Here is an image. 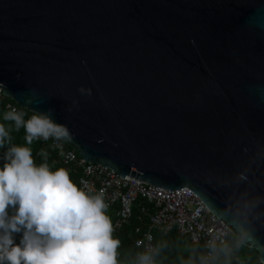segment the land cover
Returning a JSON list of instances; mask_svg holds the SVG:
<instances>
[{
	"label": "water",
	"instance_id": "95a60500",
	"mask_svg": "<svg viewBox=\"0 0 264 264\" xmlns=\"http://www.w3.org/2000/svg\"><path fill=\"white\" fill-rule=\"evenodd\" d=\"M0 89L86 163L189 189L264 264V0H0Z\"/></svg>",
	"mask_w": 264,
	"mask_h": 264
},
{
	"label": "clouds",
	"instance_id": "9594fccd",
	"mask_svg": "<svg viewBox=\"0 0 264 264\" xmlns=\"http://www.w3.org/2000/svg\"><path fill=\"white\" fill-rule=\"evenodd\" d=\"M79 91L91 95L90 89ZM8 107L3 119L14 122L16 131L25 129L28 145L37 138L73 140L70 129L53 119L52 109L34 112L25 120L23 112ZM10 143V130L0 123V148ZM3 160L0 264H118L121 242L113 236L102 194L79 189L64 168L52 171L47 163L37 166L29 147L13 144L6 148ZM15 234L20 235L19 243ZM138 259L139 264H155L151 253H141Z\"/></svg>",
	"mask_w": 264,
	"mask_h": 264
},
{
	"label": "built area",
	"instance_id": "2783aa9c",
	"mask_svg": "<svg viewBox=\"0 0 264 264\" xmlns=\"http://www.w3.org/2000/svg\"><path fill=\"white\" fill-rule=\"evenodd\" d=\"M0 89V97H4ZM9 106V105H8ZM57 149L62 164L73 166L81 171L80 189L89 195L102 194L107 209L119 205L114 232L129 223L132 210L139 198L152 205L148 213V229L136 230L140 237L136 246L143 253L156 254L154 231L165 234L176 231L181 237L189 239L193 244L203 245L206 255L205 264H211L215 250L226 246L234 232L215 217L202 201L189 189L167 191L144 185L131 177L121 179L113 171L101 166L86 163L73 149L60 140L49 138ZM236 264H248L233 255ZM139 264V260L138 263ZM255 264H261L255 263Z\"/></svg>",
	"mask_w": 264,
	"mask_h": 264
},
{
	"label": "trees",
	"instance_id": "16d2710c",
	"mask_svg": "<svg viewBox=\"0 0 264 264\" xmlns=\"http://www.w3.org/2000/svg\"><path fill=\"white\" fill-rule=\"evenodd\" d=\"M8 105L16 108L18 112H23L25 120L33 115L29 110L19 108L11 98L0 97V123L5 124L11 135V143L6 144L4 148H0V167L3 166V155L7 147L13 144L29 147L32 151L34 163L37 166L47 163L52 171L64 168L80 189L81 171L73 166L62 164L59 160L57 149L49 140L45 141L42 138H37L31 145H28L25 140V129L21 127L19 131H16L14 122L3 119L5 112L10 111ZM67 145L69 149H74L71 145ZM42 151L47 153L46 157L41 155ZM119 209V205L106 209V214L110 217L113 227ZM146 210L151 212L152 205L139 198L133 207L129 223L124 225L119 231L113 232V236L121 242L118 249V264L138 263L139 254L143 253V251L136 246V240L140 237L136 230L138 228H141L142 231L148 229L149 212L147 213ZM9 211L11 213L12 210L10 209ZM15 239L19 243L20 235L15 234ZM154 245L156 248L155 264H205L206 252L203 245L193 244L189 239L178 235L176 231L167 234L154 231ZM233 255L248 264L259 263V252L255 248L244 244L241 236L234 232L228 239L226 246L218 247L215 250L211 264H236Z\"/></svg>",
	"mask_w": 264,
	"mask_h": 264
}]
</instances>
